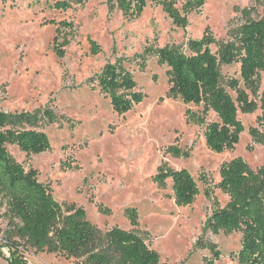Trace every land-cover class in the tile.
I'll use <instances>...</instances> for the list:
<instances>
[{"label":"rangeland","instance_id":"rangeland-1","mask_svg":"<svg viewBox=\"0 0 264 264\" xmlns=\"http://www.w3.org/2000/svg\"><path fill=\"white\" fill-rule=\"evenodd\" d=\"M171 1L184 16L189 0H148L135 19L125 18L118 9L110 12L108 0H0V111L49 110L55 118L54 123L40 126L49 137L50 150L28 155L16 145L7 149L26 170L39 172V181L56 201L84 208L103 232L115 227L133 230L125 211L137 209L138 232L159 253L161 264H205L212 253L197 247L201 240L221 253L216 264H238L242 235H215L205 226L213 212L229 201L218 188L221 166L237 157L254 171L264 166V145L250 134L253 129L264 132V112L259 108L253 114L240 113L245 131L239 144L233 151L214 153L206 144L205 128L186 118L187 110L199 112L202 107L186 106L180 97L170 95L168 68L159 63L155 52L166 47L186 51L190 40L206 35L228 42L248 17L263 16L264 0H205L204 6L187 14L184 27L166 13L163 2ZM58 2H68L71 8H53ZM63 21L74 24L75 30L68 36L65 57L59 58L54 45ZM90 41L100 48L98 55L92 54ZM147 49L153 51L149 56ZM212 50L216 52V46ZM118 62L133 74L145 95L124 114L114 112L97 79L107 64ZM222 73L225 81L238 79L244 87L239 63L223 66ZM259 78V96L251 97L260 107L264 72ZM229 92L236 98L234 91ZM214 121L217 117L211 112L207 123ZM168 147L189 156L166 154ZM163 164L175 170L186 168L193 175L200 195L191 206L176 205L171 180L164 189L153 182ZM102 209L111 214H103ZM4 213L0 206V264H10ZM24 258L28 264L81 263L32 249L25 251Z\"/></svg>","mask_w":264,"mask_h":264},{"label":"trees","instance_id":"trees-1","mask_svg":"<svg viewBox=\"0 0 264 264\" xmlns=\"http://www.w3.org/2000/svg\"><path fill=\"white\" fill-rule=\"evenodd\" d=\"M147 2L108 0V7L110 12L118 9L125 18L135 19L143 14ZM204 4L205 0H189L183 7L184 16L174 1L163 2V7L176 25L184 27L187 14ZM53 8L67 11L71 5L58 2ZM74 30L70 22L59 24L54 45L59 58L65 57V49L70 45L68 36ZM90 45L92 54L98 55L100 48L93 41ZM212 46H216V52ZM151 52L147 49L146 55ZM155 53L159 63L168 68L170 95L180 97L186 106L202 107L199 112L187 110L186 118L205 128L208 148L216 154L233 151L245 131L239 114H253L259 108L264 112V91L260 95V107L251 97L259 96V77L264 72V13L257 20L248 17L232 31L228 42H217L206 35L200 40H190L186 51L166 47ZM234 63L240 64L244 87L238 79H224L222 67ZM97 79L101 92L118 114L129 112L145 98L133 74L121 62L107 64ZM229 90L236 93V98ZM211 112L217 121L207 123ZM54 120V113L49 110L15 114L0 111V206L5 209L7 221L5 247L10 253L9 263L28 264L24 254L32 249L75 258L80 264H161L159 253L138 232L137 209L125 211L133 230L115 227L103 232L88 219L84 208L56 201L49 187L39 181V172L26 170L9 153L8 145H16L28 155L50 150L49 137L40 126ZM250 134L255 142L264 145V132L253 129ZM166 154L176 158L189 156L177 147H168ZM220 179L218 188L229 201L208 218L205 231L215 235L240 233L238 264H264V166L254 171L243 158L237 157L221 166ZM170 180L178 207L191 206L200 195L198 183L188 169L175 170L167 164L161 165L153 182L164 189ZM101 212L111 214L107 209ZM199 246L212 253V259L205 260V264H216L221 257L218 249L212 243L203 245L202 240L197 243Z\"/></svg>","mask_w":264,"mask_h":264}]
</instances>
